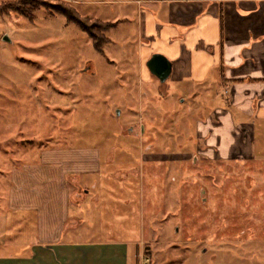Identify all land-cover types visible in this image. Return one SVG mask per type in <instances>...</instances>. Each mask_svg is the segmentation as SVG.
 I'll return each mask as SVG.
<instances>
[{
  "label": "rangeland",
  "instance_id": "1",
  "mask_svg": "<svg viewBox=\"0 0 264 264\" xmlns=\"http://www.w3.org/2000/svg\"><path fill=\"white\" fill-rule=\"evenodd\" d=\"M21 1L0 0V264H39L30 252L37 240L33 220L26 226L24 213L10 209L13 173L38 162L50 147L99 150L103 161L112 151L115 163L105 165V173L139 174L130 195L92 190L86 203L99 202L100 208L90 212L91 231L82 240H125L127 264H264V122H255L253 158L237 159L241 148L231 159L201 153L200 113L209 115L222 101L231 105L234 93L227 84L213 88L210 78L186 99L181 84L143 78L141 15L167 4L45 0L73 7L88 25L113 22L100 50L86 31L50 7L34 19L8 9ZM6 34L11 41H4ZM164 83L174 97L162 93ZM148 119L154 124L139 140L141 122ZM214 121H220L216 113ZM237 131L242 138L233 127Z\"/></svg>",
  "mask_w": 264,
  "mask_h": 264
},
{
  "label": "crops",
  "instance_id": "2",
  "mask_svg": "<svg viewBox=\"0 0 264 264\" xmlns=\"http://www.w3.org/2000/svg\"><path fill=\"white\" fill-rule=\"evenodd\" d=\"M199 1L202 3L147 0L167 6L148 7L142 12L143 78H151L147 62L160 53L173 64L168 80L184 87L186 99L198 95L192 92L195 86L203 91L210 78L213 88L217 84L224 90L227 84V92L235 94L231 105L222 101L211 108L209 115L200 113V144L206 146L201 153L213 160L228 159L241 148L242 155L237 159L253 158L257 155L255 122H264V0H210L208 8L203 4L208 0ZM161 91L166 98L176 94L170 92L167 83ZM215 113L219 123L214 121ZM150 120L141 122V134L135 136L139 140L154 124ZM136 124L139 122L131 123L129 131ZM233 127L242 131V138L238 131L232 132ZM210 129L212 133H208ZM115 158L112 151L103 161L99 150L50 147L41 152L38 162L13 173L17 187H13L10 209L24 213L26 226L33 220L37 240L30 252L39 257V264H127L130 245H125V240H82L91 231L90 212L93 207L100 208L99 202L86 203L92 190L112 194L126 191L130 195L137 185L133 177L138 173H105L104 166L114 165ZM94 199L99 200L96 196ZM136 247L140 256L141 247Z\"/></svg>",
  "mask_w": 264,
  "mask_h": 264
},
{
  "label": "trees",
  "instance_id": "3",
  "mask_svg": "<svg viewBox=\"0 0 264 264\" xmlns=\"http://www.w3.org/2000/svg\"><path fill=\"white\" fill-rule=\"evenodd\" d=\"M43 6L50 7L54 11H57L58 13L63 14L69 22L75 23L82 30L86 31L87 34L90 36V38L93 40V44L98 49L102 50L103 45L105 43H107L108 38L105 35L104 31L109 29L112 25H114V23L113 22H107V21H103V22L93 21V24L88 25L87 21H86V19H88V18L84 17V19H85L84 20L81 17H78L77 13L74 12V9H72L73 7L66 6V5H59V4L50 5L45 0H22L21 3H19L18 5L14 6V7H9L8 9L18 11L19 13H21L22 15H24L28 18L34 19L35 14ZM3 7L4 6L0 5V11L5 13V11L3 10ZM95 30L101 31L100 32L101 34L96 32ZM146 254H148V252H146ZM148 255L146 258H149Z\"/></svg>",
  "mask_w": 264,
  "mask_h": 264
},
{
  "label": "water",
  "instance_id": "4",
  "mask_svg": "<svg viewBox=\"0 0 264 264\" xmlns=\"http://www.w3.org/2000/svg\"><path fill=\"white\" fill-rule=\"evenodd\" d=\"M4 41H11L8 34L4 36ZM147 66L151 73L157 76L162 82L168 80L173 70L172 62L160 53L154 54L147 62Z\"/></svg>",
  "mask_w": 264,
  "mask_h": 264
},
{
  "label": "built area",
  "instance_id": "5",
  "mask_svg": "<svg viewBox=\"0 0 264 264\" xmlns=\"http://www.w3.org/2000/svg\"><path fill=\"white\" fill-rule=\"evenodd\" d=\"M147 260H149V258H147Z\"/></svg>",
  "mask_w": 264,
  "mask_h": 264
}]
</instances>
